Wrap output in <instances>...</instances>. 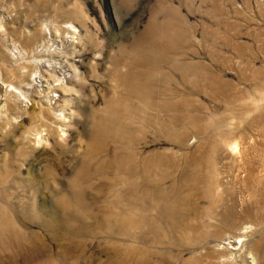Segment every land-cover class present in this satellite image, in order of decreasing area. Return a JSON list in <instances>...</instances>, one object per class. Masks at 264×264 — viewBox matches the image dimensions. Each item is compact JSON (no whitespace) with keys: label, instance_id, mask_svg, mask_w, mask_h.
<instances>
[{"label":"rangeland","instance_id":"obj_1","mask_svg":"<svg viewBox=\"0 0 264 264\" xmlns=\"http://www.w3.org/2000/svg\"><path fill=\"white\" fill-rule=\"evenodd\" d=\"M0 264H264V0H0Z\"/></svg>","mask_w":264,"mask_h":264}]
</instances>
